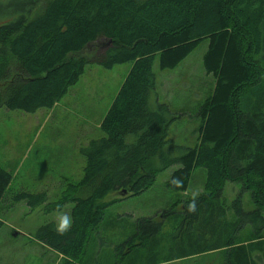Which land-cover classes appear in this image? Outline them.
Here are the masks:
<instances>
[{
	"label": "trees",
	"instance_id": "1",
	"mask_svg": "<svg viewBox=\"0 0 264 264\" xmlns=\"http://www.w3.org/2000/svg\"><path fill=\"white\" fill-rule=\"evenodd\" d=\"M16 1L0 23V107L50 108L86 64L129 63L99 122L103 136L79 149L80 178L66 180L54 201L45 191L12 195L46 213L71 204L65 234L53 221L34 233L58 264H169L208 252L219 264H264V0H10L7 7ZM201 42L210 86L196 105L194 143L182 147L169 139L175 111L157 98L152 63L172 69ZM172 165L166 189L185 192L191 172L203 168L202 190L176 199L177 210L137 218L113 254L97 258L105 240L97 225L115 201L103 197L138 194ZM9 180L0 167V200ZM226 182L239 186L228 204ZM245 192L252 208L243 207Z\"/></svg>",
	"mask_w": 264,
	"mask_h": 264
},
{
	"label": "rangeland",
	"instance_id": "2",
	"mask_svg": "<svg viewBox=\"0 0 264 264\" xmlns=\"http://www.w3.org/2000/svg\"><path fill=\"white\" fill-rule=\"evenodd\" d=\"M8 1L0 0V23L9 20L12 17L9 15L19 7L16 1L11 9L8 8ZM101 49L102 46L96 51ZM204 49L205 42L199 43L172 69L160 70L156 57L152 63L157 98L175 111L176 120L169 127V139L182 147L194 143L196 105L210 86L209 76L200 68ZM128 68V62L110 68L91 62L50 108L24 112L0 107V167L10 174L0 200V264L59 263L55 252L40 244L34 233L46 222L55 224L59 214L69 216L71 204L46 213L42 205L31 209L24 201H12V195L19 191H45L47 200L54 201L66 180L80 178L84 161L79 149L88 140L103 136L99 122ZM174 168L176 165L159 171L152 185L138 194L125 196L113 191L103 197L102 201H115L104 209L97 225L98 234L105 237L96 246L97 258L101 259L104 254L111 256L114 244L129 234L137 218L151 216L156 219L162 209L177 210L180 205H173L176 199L194 196L202 190L203 168L191 172L185 192L166 189L164 182ZM238 189L236 183L224 184L222 196L227 204ZM243 196V207L252 208L248 194L245 192ZM169 264H219V261L216 252H208Z\"/></svg>",
	"mask_w": 264,
	"mask_h": 264
},
{
	"label": "clouds",
	"instance_id": "3",
	"mask_svg": "<svg viewBox=\"0 0 264 264\" xmlns=\"http://www.w3.org/2000/svg\"><path fill=\"white\" fill-rule=\"evenodd\" d=\"M188 210L194 211L195 210V204L190 203L188 205ZM71 225H72V219L70 216H68L67 214H59L57 222L54 225V228H55V231L57 232V234L63 235L71 228Z\"/></svg>",
	"mask_w": 264,
	"mask_h": 264
},
{
	"label": "water",
	"instance_id": "4",
	"mask_svg": "<svg viewBox=\"0 0 264 264\" xmlns=\"http://www.w3.org/2000/svg\"><path fill=\"white\" fill-rule=\"evenodd\" d=\"M125 191L124 190H122V193H124Z\"/></svg>",
	"mask_w": 264,
	"mask_h": 264
}]
</instances>
